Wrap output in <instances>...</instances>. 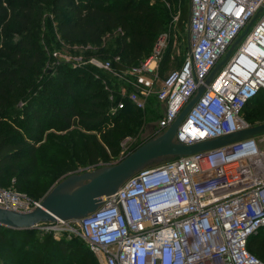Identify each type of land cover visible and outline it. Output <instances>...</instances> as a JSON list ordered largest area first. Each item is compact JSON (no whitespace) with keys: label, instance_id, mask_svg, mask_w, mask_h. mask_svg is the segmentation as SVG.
<instances>
[{"label":"built area","instance_id":"built-area-1","mask_svg":"<svg viewBox=\"0 0 264 264\" xmlns=\"http://www.w3.org/2000/svg\"><path fill=\"white\" fill-rule=\"evenodd\" d=\"M189 7L188 55L156 93L162 115L134 148L128 149L129 138L124 141L120 160L169 128L236 41L174 141L193 144L264 123H251L244 115V107L264 92V0H190ZM162 39L132 71L115 72L133 75L142 86L128 102L119 100L115 110L146 107L154 79L144 73L158 67ZM91 62L111 68L109 60ZM40 203L0 187V207L26 212ZM30 229L85 239L99 264H264L248 248L250 237L264 230V132L143 168L104 196L88 218L40 222Z\"/></svg>","mask_w":264,"mask_h":264},{"label":"trees","instance_id":"trees-1","mask_svg":"<svg viewBox=\"0 0 264 264\" xmlns=\"http://www.w3.org/2000/svg\"><path fill=\"white\" fill-rule=\"evenodd\" d=\"M175 5L176 1L171 0L154 5H133L127 0H0V44L8 24L15 22L30 32L47 8L53 17L50 21L52 31L69 47L94 45L99 57L112 58L111 72L101 73L102 70L92 64L73 66V60L54 57V53H49L30 33L29 38L20 37L15 41L16 65L0 71V79L4 80L0 85L1 188L32 192L24 184L29 179L28 170L37 166L38 144L44 141V133L52 128L66 131L80 124L91 131L105 126L113 118L110 137H104V143L88 141L86 144L87 162L103 164L119 154L121 136L135 132V125H138L125 121L123 116L128 110L137 108L128 107L112 114L103 80L111 88H118L115 72H130L147 60L173 11L179 10L177 26L187 29L190 0H184L179 9ZM113 35H117L115 50L105 44ZM169 58V53L162 57L159 70L165 69ZM17 98L24 101L21 109L10 105ZM244 115L251 123L264 121L263 91L244 107ZM26 158H30L27 163ZM151 167L155 166L147 168ZM12 179L17 185L7 186ZM248 248L264 260V230L250 237ZM0 264L99 263L87 241L79 236L0 225Z\"/></svg>","mask_w":264,"mask_h":264},{"label":"rangeland","instance_id":"rangeland-1","mask_svg":"<svg viewBox=\"0 0 264 264\" xmlns=\"http://www.w3.org/2000/svg\"><path fill=\"white\" fill-rule=\"evenodd\" d=\"M171 1H176L177 9H179L184 0ZM127 2L133 5L141 3L154 5L161 2L169 3L170 0H127ZM49 13V10L46 8L42 18L36 25H34L30 32H27L22 26L15 24V22H11L6 26L2 32L3 41L0 44V71H5L6 69L15 67L17 56H13V53L17 50V47L14 43L20 37L29 38L30 33L35 41H37L42 47L47 48L49 53L52 51L54 53V57H59L64 60H73V66L92 64L96 68L101 69V73H105L106 71L111 72V68H101L91 62L92 59H96L98 61H112V58L103 59L99 57L98 50L94 48V45H87L85 48L77 45L69 47V44L60 35L57 33L54 34L50 26V21L53 17L50 16L51 14ZM178 16L179 10L172 12L170 15L171 18L167 23V27L157 38L153 49V52L155 49L158 50L156 46L160 38L163 36L164 39H162L163 46L161 48V60L167 53L170 54V58L165 66V69L159 70L160 60L155 71L147 70L144 73L147 77L154 79V85L147 100L146 107L132 111L128 110L123 116L125 121L138 123V125H135V132L124 133L123 136H121L119 154L113 155L111 160L103 164H89L87 162L86 144L88 141H94V143L99 141L104 143V137H110V122L113 118H110L105 126L95 128V130L91 131L86 130V125L83 126L80 124L73 125L66 131H62L57 128L49 129L44 133V141L38 144L39 156L37 166L32 168L31 171L28 170L29 179L24 183L32 189V192H27L25 189H22L24 193H28V195L36 198H39L40 196L42 197L57 182L75 172H80L89 168L93 170L98 167L108 166L118 162L121 158V148H123V143L126 139L129 138L127 143L128 149H132L150 136L155 124L163 112V106L156 98V93L161 86L162 79L170 71L179 69L180 66H182L189 51L188 31L186 27L184 29H180L177 26ZM105 42L108 48L110 47L115 50L117 48V35H113ZM157 73L160 78L155 79L154 74ZM113 76L118 79V88L114 87V91L110 90L109 87L111 86H109L107 81L103 80V82L106 83L105 89L108 92V101L110 103L109 109L112 114H115L118 112L115 109L119 100H123L125 102L128 101L129 94L133 90L142 91V86L135 82V77L131 74L126 77L123 76V78L119 77L115 73ZM96 78L99 79L100 77L96 75ZM3 81L4 80L0 79V85H3ZM122 85L123 90L120 91ZM13 92L14 90H11V93ZM10 105L13 106V108L21 109L24 106V101L17 98V101H11ZM20 116L24 117L23 114ZM170 159H172L171 156L160 157L155 159L152 164L150 163L148 165L156 166L165 163ZM29 160L30 158H26L25 163ZM82 163H85V165ZM148 165L144 168H147ZM16 182L12 179L11 183L7 186H16Z\"/></svg>","mask_w":264,"mask_h":264},{"label":"water","instance_id":"water-1","mask_svg":"<svg viewBox=\"0 0 264 264\" xmlns=\"http://www.w3.org/2000/svg\"><path fill=\"white\" fill-rule=\"evenodd\" d=\"M237 42L230 47L227 57L211 71L205 82L199 86L196 94L188 101L175 121L163 134L142 143L112 165L98 167L93 170L88 167L89 169L67 176L57 182L41 198L40 205L33 210L23 212L0 207V225L23 230L33 228L40 222L88 218L90 214L98 210L104 196L115 193L127 179L157 158L196 154L209 150L215 151L230 143L251 138L264 132V123H261L193 144L174 141L177 129L186 114L205 91L217 71L226 62Z\"/></svg>","mask_w":264,"mask_h":264}]
</instances>
